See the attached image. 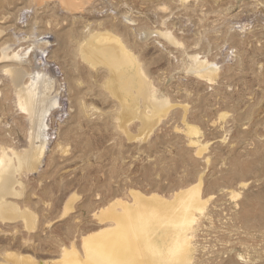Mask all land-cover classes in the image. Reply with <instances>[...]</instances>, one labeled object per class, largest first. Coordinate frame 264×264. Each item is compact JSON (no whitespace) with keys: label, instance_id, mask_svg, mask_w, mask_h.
I'll return each mask as SVG.
<instances>
[{"label":"rangeland","instance_id":"rangeland-1","mask_svg":"<svg viewBox=\"0 0 264 264\" xmlns=\"http://www.w3.org/2000/svg\"><path fill=\"white\" fill-rule=\"evenodd\" d=\"M39 4L0 0V147L27 149L31 132L6 73L19 64L4 54H18L28 75L52 87L44 155L18 176L19 196L6 198L34 214L33 224L0 219V264L16 253L38 264L57 259L105 227L101 215L114 202L116 212L136 207L133 193L167 207L148 204L152 229L182 235L174 199L200 177L207 205L195 214L191 264H264V0H94L72 13L56 1ZM106 30L133 53L156 98L167 99L166 116L143 121L140 98L124 119L104 86L105 67L80 56L79 46ZM198 66L215 70V81Z\"/></svg>","mask_w":264,"mask_h":264},{"label":"bare ground","instance_id":"bare-ground-1","mask_svg":"<svg viewBox=\"0 0 264 264\" xmlns=\"http://www.w3.org/2000/svg\"><path fill=\"white\" fill-rule=\"evenodd\" d=\"M43 1L45 0H35V3L42 4ZM52 1L58 2L59 5L64 10V12L72 13V12L84 10L85 8L84 6L92 3L94 0H52ZM97 33L98 32H96V34L95 33L91 35L89 34L90 36L85 41V43L83 44L81 43L82 45L79 46L80 53H81L80 56H82V58L86 62H88L92 68L98 67L99 65H101L102 67L103 66L105 67L107 76L104 80V86L107 89V91L111 93L110 94L111 98H113L112 97L113 95L114 99L116 97L117 100L120 102V106L122 110L120 108L119 110L123 111L122 114L124 113L125 115L124 119L132 118L133 116H135V114L139 110L135 108L136 101L137 100L139 101L140 98L142 99L140 101H142L144 104L143 109L142 108L140 109V112L143 113V117H142L143 121L147 122L155 117L161 118L163 114L165 115V113L169 109L167 106V99L159 100L156 98L157 96L154 95V91H153L154 87L152 89L151 86L149 85L148 81L146 80L147 77H145L142 68L139 66L140 64L139 65L137 64L138 61L136 62V59H134L135 56L133 57V53H130L128 48L119 39V37L117 38L111 35L108 31L105 34L103 33L97 34ZM160 33L161 35H164L162 34L163 32H160ZM170 35L168 34L167 36H170ZM173 43H175V41ZM77 53H79L78 50H77ZM3 59L6 62L16 61L17 64H19V68L16 66L15 67L11 66L10 68L6 70V73H8V75H10L11 77V80H10L12 81L11 86L13 85L15 88L17 106L21 114H24L29 118V122L31 126L29 131L31 132H29L30 134H28V138L26 137L28 139V141L26 142L27 149H21V150L15 149V148L6 149V148H3L2 146L0 147V151L2 150V153L0 154V219L14 220V219L22 218L25 221L26 226L30 227L33 224L34 214L32 215L26 211L22 212L20 209L19 210L21 212H18L17 209L15 208L17 204L15 205V203L14 204L8 203L10 201L8 200L7 202L6 198L8 196L10 197L19 196L20 193L18 191V188L16 189L17 187L16 185L21 186L22 184L20 180H18L19 179L18 176H22V173L25 171L32 172L33 170H35L37 164L41 161V158L44 155L46 142H47L44 136L45 129H46L45 124H44V119H45L46 113L50 109L49 103H47V101L49 100V99L47 100L48 98L47 96L52 87L50 88V86L47 84L49 82L45 83L46 81H44L42 77H39L40 74L36 73V75L34 74V76H32V74L28 75L29 72L24 69V64L22 60L18 58V54H13L12 56H9L8 54L5 53L3 56ZM193 68H195V66ZM198 69L200 71H196L197 74L201 75L202 77H206L209 81L214 80L213 72L215 70L209 72V71H206L207 69L203 70L204 68L199 67V66L197 67L196 70ZM27 75L29 76L28 78H27ZM139 115H141V113ZM120 119H122V117ZM125 124L123 125L125 126ZM141 124H143V122H141ZM149 126L147 128L150 129ZM187 129H190L191 133L196 132L194 127H189ZM143 130L146 131V129H143ZM198 132L200 131L198 130ZM191 139L193 138L191 137ZM192 141L189 140V143H191ZM201 149L202 148H200V150ZM202 180L203 179H201L200 177L199 181L197 182L198 184L196 186L186 191L184 190V192L181 191L182 193H179V192H178L179 194L176 193L178 196H176L174 200H176V203L178 201L183 206V209L181 206L180 207L184 212L182 211L183 213L182 212L180 213L178 211H175L174 209V217L176 218L175 219L176 221L174 222V224H175V227L181 226L184 228V229L182 228V231H183V233L181 232L182 235H180L179 234L180 232L179 231L177 232L175 229L174 230L176 232H171L169 230V227L165 228L166 226L165 227L163 226L164 228L160 227L162 229L159 232L156 228H154L157 230L155 232L154 229H152L154 225L152 226L150 222L151 220L150 210H147V209H150L148 208L149 206H152L154 209L155 204H152L149 206L148 204L153 203L154 201H158L156 203L159 204V206L161 207H165V204L162 203L163 202L162 200L159 201L157 199L156 197L157 195L155 197H152V199L149 200L147 198L149 196H147L146 197L147 199H145L144 196H141L138 193H133L135 191H132L133 193L132 197H134V202L136 203L134 204L136 205V207L128 206L129 204L128 202H127L128 204L126 203L127 205L121 204L122 211L121 212L119 211L120 212L119 213V212L114 211V209L117 205H118L117 207H119L120 205L119 203L114 202L115 204L113 203V205L111 207L109 206V208L104 210V212L101 211V213L103 212L101 215V221L102 222L110 221L106 224L105 227L101 228L99 231L97 230L96 233L93 232V234H90V235L88 234V236L86 237L82 236L83 238L77 241L79 242V244L72 242L69 247L64 246L63 249H62L63 245H61L62 251L60 252V255L58 256V258L57 259L54 258V260L51 258L52 261L45 262V264H191L192 258L191 259L189 258L190 253L193 252L191 251V248L193 246L191 239L195 237L193 235L196 234V233L194 234L193 231L195 229L198 231L197 227L194 229V225L195 223H197L195 214H197L196 212L202 213V211L204 210V205H207L205 203H201V202H205V201H202L203 198H201L203 196L202 195L203 193L200 196V192L202 188L201 186L203 184ZM179 203H177V205ZM131 204L133 206V203ZM171 205L173 204L171 203ZM165 211H168V210L165 209ZM171 212H172L171 214H173V211ZM187 213H189V215ZM158 214L159 213H157V217H158ZM203 217H205V215ZM159 218L162 219V216H159ZM172 220H174V218ZM165 221L166 220L164 219V222ZM97 222H99V219ZM158 222L160 221L158 220ZM158 222H156L157 224L155 223V225L160 226L161 224H158ZM167 224L169 223L167 222ZM102 225H105V224L102 223ZM170 228L173 229L172 226ZM194 246H193V250H194ZM188 251H191V252L186 253ZM177 253L179 254L182 253V254H180L178 257H175L177 256L176 255ZM6 254L8 253L6 252ZM17 255H18L17 253L14 256L10 255L8 257V260H4L6 261L5 263L3 261L1 262H3L4 264H38L37 262L33 260L32 256H31L32 258L31 259L28 255H26L27 257L25 256L23 258L16 257ZM172 257H174V259ZM172 259L175 262H173Z\"/></svg>","mask_w":264,"mask_h":264}]
</instances>
